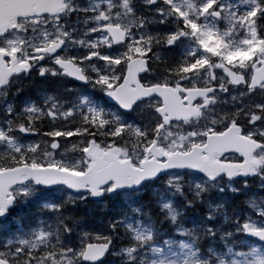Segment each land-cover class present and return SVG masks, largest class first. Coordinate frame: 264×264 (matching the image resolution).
Listing matches in <instances>:
<instances>
[{
    "label": "snow or ice",
    "instance_id": "snow-or-ice-1",
    "mask_svg": "<svg viewBox=\"0 0 264 264\" xmlns=\"http://www.w3.org/2000/svg\"><path fill=\"white\" fill-rule=\"evenodd\" d=\"M0 264H264V0H0Z\"/></svg>",
    "mask_w": 264,
    "mask_h": 264
},
{
    "label": "flooded vegetation",
    "instance_id": "flooded-vegetation-1",
    "mask_svg": "<svg viewBox=\"0 0 264 264\" xmlns=\"http://www.w3.org/2000/svg\"><path fill=\"white\" fill-rule=\"evenodd\" d=\"M258 183H259L258 182V179L257 180H250L249 181V184H250V187L248 189L249 193H257V189H258L257 188V184ZM245 199H246L245 196L240 195V196H238V197L235 198V203H236L237 206L240 207V205H241L242 208H245V210H247L246 207L242 203Z\"/></svg>",
    "mask_w": 264,
    "mask_h": 264
},
{
    "label": "trees",
    "instance_id": "trees-1",
    "mask_svg": "<svg viewBox=\"0 0 264 264\" xmlns=\"http://www.w3.org/2000/svg\"><path fill=\"white\" fill-rule=\"evenodd\" d=\"M84 211H87V210L85 209ZM94 211H95L96 215L98 216L100 213V209H94Z\"/></svg>",
    "mask_w": 264,
    "mask_h": 264
},
{
    "label": "rangeland",
    "instance_id": "rangeland-1",
    "mask_svg": "<svg viewBox=\"0 0 264 264\" xmlns=\"http://www.w3.org/2000/svg\"><path fill=\"white\" fill-rule=\"evenodd\" d=\"M257 188H258V189H257V194H258V195H261L262 193H260V190H259V183L257 184Z\"/></svg>",
    "mask_w": 264,
    "mask_h": 264
}]
</instances>
